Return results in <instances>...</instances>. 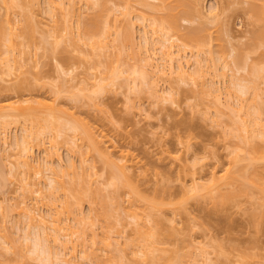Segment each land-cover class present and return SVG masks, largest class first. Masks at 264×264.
Wrapping results in <instances>:
<instances>
[{
  "label": "bare ground",
  "instance_id": "6f19581e",
  "mask_svg": "<svg viewBox=\"0 0 264 264\" xmlns=\"http://www.w3.org/2000/svg\"><path fill=\"white\" fill-rule=\"evenodd\" d=\"M74 1L46 0L45 1L46 5H44V7L42 6L43 9L42 13L49 16V18L51 19V25H45L41 21V19L38 18L37 14L33 11V8L35 6L39 7L38 4L40 3H38V1L0 0V11H2V13L0 12V19H1L0 20V74L12 76L14 75L13 71L16 72L19 71L21 65L18 62H16L17 61L16 58L17 56L25 52L24 51L25 43L23 42L25 38H28L27 44L25 45L28 47L34 41V38L37 34H38L37 36L40 37H43L41 35H46L51 38V42H49L50 44L49 46L50 47L52 46L53 49L54 47H58L59 45H61L62 42L63 44L62 46L66 52L77 53L78 55L77 58L79 63L81 64L83 63L85 65V63L88 62V66L87 64L85 65L87 66L86 70L90 68L93 69V67L97 71L101 70L99 71L100 73L99 77L93 78L92 76V81H91L90 73L88 74L86 73V75L84 76L85 78H83L81 81V85L80 84L78 85L81 86V89H79V91L81 92V94H84V96L82 95L83 98L86 97L85 100L86 101L88 100L87 102L88 103L90 102L91 105H93L95 108H97V106H95L96 104H94L95 102H93L94 100L92 99L93 95L99 93L104 94L105 93L104 91L106 90L108 91L109 90L108 88H110V86H113L115 83L121 82L122 79L123 81L120 83L121 87L125 85L127 86L126 89L131 88V92H136L134 88H136V86L138 87V85L140 84L141 85L144 84L143 90H145L146 94L148 93L150 98L152 97L154 98V101L152 98V101L155 102L153 104H156L158 102L162 103V101L166 102V100L169 101L170 99L169 100L166 99L164 95H162L163 93L162 94L158 93V90L156 89V81L154 80V78L158 80L159 77H162L163 80V77L165 78L167 77V79L169 77L170 79L168 80H171V82L174 85L173 89L178 88L176 86H179L181 84L187 85L186 83H189V85L190 84L192 85V87L190 88L192 89L191 92L193 91L194 95L195 94L197 95L198 93L199 95L198 98H200V101L201 98L203 101H205L203 97L206 98L207 95H209L208 97L211 96L210 97L211 100H208L211 103L208 104L212 105L213 107L212 112H214L211 121H213V124L215 123L217 126L221 127L222 126L221 122L223 120L220 122L221 119L219 118L225 115L229 117V119L232 121V123L230 121V124L235 126L236 132L235 134H233L234 132L230 133L231 131L229 130L226 131L225 129L224 131L222 126L221 127L223 133L222 136L225 139L234 135L229 139H235V138L236 139L234 141L235 143L231 145L230 151L227 152L226 154V157H228L229 159L226 167L221 168L219 170L213 168L212 170L209 171L208 176H206L205 179H202L200 178L201 176L199 177L195 174L196 173L194 169L195 164L192 163L190 164V166L188 164L190 168L187 167V170L184 167L185 165H183L182 166V170H183L182 172H184L183 178H180L181 176L179 175L178 177L176 176V181L178 180V184H179L178 185L179 193L177 195H173V191L170 186V180L169 178L165 177V179L160 178L159 182L163 184L161 189L158 192L157 191L155 192L156 195L145 197L140 192L137 185L135 184L136 180L134 179V176L130 173V168L133 165H135V163L137 162L134 161L133 158L127 152H123L121 150L119 151L116 148V146L113 145L110 137H108L107 134L103 133L102 130L97 131L95 128L93 129V127L91 125H88L87 123L78 126L69 121L66 122L67 120L65 122L60 121L62 120V118L61 117L58 118L59 113L63 112V114L64 113L66 114L67 112L59 107V104L56 103L55 99H54L55 101L53 99L52 101L49 100L46 101V99L43 100L44 98L43 99L41 98L42 100L33 99L32 101V99H27V98L23 99L21 98V96H19V98L15 97L17 99H13L10 102L1 104L2 106H0V122L2 123V126L8 124H14V123L21 125V127L23 126V128H21L22 130L21 133L23 134L15 137L13 141L14 143H12L14 145V150H16L17 153L15 152L16 153L15 155L14 154L11 155L12 159L14 156V160L12 161V163H10L9 161V165H11L12 167L8 166L9 171L6 170L7 173L10 172L12 178L18 176L17 178L20 181L19 184H21L20 188L21 187L22 189L27 188L24 193H29L33 191L32 192L33 194L35 193L38 195L41 188L37 186L39 185V183H41L40 180L43 179H44L42 182L43 187L46 189L45 190L46 192L48 190V193H46L48 194L46 195L48 200H46L47 202L43 204L48 211L50 212L52 211V213L49 214L48 220H46L42 215H40V210L35 204H33L35 203L33 199H32L33 202L30 200L24 201V199L23 200L20 199V202L19 201L18 202L22 203L20 204L23 205L22 208H20L21 207L20 205L16 204L17 207L19 208L16 213L17 214L20 213V216H22V221H23V217L24 219H26L25 221H23L26 223L25 225L26 229H22V231L26 230L25 235L23 234L24 243L26 242L27 245L28 241L32 242L31 245L32 248L28 246L30 248L29 251L31 252L29 254L35 255V256L33 255L34 256L33 258L36 259V262L38 261L36 264L40 262H41L40 264H43V262H46L45 264H62V263L81 264L80 263L82 261L81 259L83 260L89 259L90 263L92 261V264L93 263L100 264L98 263L100 261L97 257L98 255L95 253L96 251L93 248V245L95 243L94 239H96L98 235L97 233H95V229L93 230L92 228L94 224L92 225L91 222L89 223L88 221H86L87 223L85 222V225L84 224L82 225L81 224L82 222L80 221H82L83 219L80 218L81 220L77 223L81 224V226L83 227H79V229L73 230L75 228L72 229L71 226H68L66 223V221H68L67 219L71 218L73 220L74 219L76 220V217L78 218V215L80 213L79 211L81 210L80 208L83 203H86L91 209L92 207H95L97 209L96 210L97 214L95 215L96 216L95 218L106 223L104 224V226L101 227V236L99 235L97 238V241L100 238L99 244L101 245V248H103L102 250L108 251V248L111 247L112 244L114 243L117 244L116 239L112 240L113 237L111 238L110 232H112L111 231L112 228L118 225L117 223H119L118 222L119 220H120L119 224L124 225L125 227H130L131 232L129 234V237L125 239L126 240L125 242H123L122 244L123 247L121 246V248L118 249L119 252H123L121 254H118L119 256L117 257H119V259H117V257H114L115 254L114 253L113 256L110 255L104 261V264H123V262L125 263L126 260H129L130 264H178V263L208 264L209 262L211 263L212 261L214 262L211 264H228L229 261L231 262V263L229 262V264H261L259 261L260 254L258 252V249H255L252 253H249L251 254L250 256H246L245 254H237L232 257L230 253L225 252L222 249V246L218 243V245L214 246L215 256L214 259L211 260L208 257L209 253L205 251L204 248H200L199 243L196 244L191 243L192 240L190 241V244H192L190 246L192 249L196 248L197 251H199L198 253L195 249L194 250L196 252L195 251L192 252V250L190 251L189 249L188 253H186L185 251L186 255L182 254V256H180L179 259L172 258L170 256H165V254L169 251L168 248L165 247L166 240L169 237H171L174 233V228L171 224L172 220L166 219L165 216L166 213H169L172 216L180 215V214L182 215L184 214L187 216L189 214L187 208L189 206V202L196 201L197 203H199L198 201H202V202L207 201L210 204V206H212L215 209H218L228 206L230 204L236 205L237 203L236 199L242 196L247 199L250 198L256 199L253 200L258 202L257 206L259 207L260 205L258 209H262V210H260V213L256 212L258 214H256V217L254 218L255 228L259 227L258 224L262 223L261 220L264 215V143H263L264 129L262 127L264 126L261 123L262 122L261 117H263L261 115H263L262 112H264V110H262L261 107L256 106L259 105V103L255 105L254 102H256V100L260 101V99H262L261 98L262 96L260 95L262 91L264 92V90H262L263 88H260L262 90L260 93L257 85L260 82L257 83L255 81L257 80L261 81L262 79L264 83L263 80L264 75H261V73H259L258 75L262 77L258 76L259 79H255L256 77L253 78V73H255L254 72L255 70H253L252 68L250 69V72H247L250 75V77H248L247 74L246 78H250V80L248 79L249 82L247 84H243L247 82V79H245L246 81L244 82V80L243 81L238 80L239 78L237 77L234 79L231 78L230 81L228 80L230 82L229 84L231 86H234L235 87L234 90L236 89V91L231 92V90L229 89L231 88L230 85L225 86L227 98L224 101H222L221 93L219 89L214 87L212 85V82L208 84V89L207 87L205 88V86H207L205 84L207 83H205L203 80L204 77L206 76V73L208 72L204 71V67L211 68L213 75L220 76L223 79V81L225 79L224 77L226 76L225 71H223L225 69L224 67H222L223 65L220 66L222 68L221 69L219 68L221 70V71L219 70L220 71L219 72L217 70L216 64L214 65L212 64L214 59H212V61L210 59V62L212 64L211 66L208 64L202 65V63L204 64L205 61L201 62L197 60L199 54L203 52L204 49L208 48V50H205V52L208 51L210 53L209 44L211 43H208L210 39L209 40L207 39L209 34L207 36L204 35L205 37L203 36L204 39H202V38L194 37L195 35L193 34H192L193 36H191V34L189 33V37L187 36L188 39L186 38L185 40H183V43L179 45L171 44L173 42L170 41L174 39L172 33H174L177 29L178 21L176 17L179 14L184 15L187 11L189 12V10L191 12L192 11H194L195 13L197 12L196 13L197 15L202 14L199 11V9H197L198 4L196 3L195 0L188 3L187 2L184 3L183 1H181V3L179 2L180 4L175 0L176 3L175 7L170 5L172 3V1L170 0H159V5H158L160 7L159 9L166 11V12L162 11L165 15L163 14V16L157 17L156 19H153L155 17H153L152 20L149 19V23L146 25V27L150 28L149 30L153 37H149L147 35L148 33L146 31L147 28L143 23L140 25V33H141L140 38H141V44H143L141 46H143L144 48L138 46L140 42L139 43L137 42L138 44L135 43L136 46L134 47V49H137V46L138 48L139 47L142 48L141 50L143 51L145 57L144 56H142V58L139 57L140 55V48H139L138 55L137 53L136 55L138 57L137 59L140 60L138 61V63L141 62L140 63L141 66H139L140 64L139 65L137 64V65H130L131 67L127 64H124L126 62L122 61V59L120 60V57H122L121 55L122 51H121V47L120 49L118 48V44L123 43V45L126 44V47H128L126 48L123 46L124 50L125 49L130 50L129 46L131 42H134L132 41L134 37V30H133L134 23L131 22L132 20L131 12L133 6L132 3H130V0H121V2L123 3V7L119 15H121L123 18L122 21L120 20L122 27L118 22L119 20L117 16H115L116 14L111 15V17L113 16V19L111 18L112 23H110V25L108 24V26L106 25L107 22L109 21L108 19L110 17V13H112V11L114 10V7H108V5H106L107 2L105 3L104 1L101 0L99 1L91 0L92 2L89 0L90 1L89 2L86 0L87 1L86 4H88L87 7L90 4L91 6H93V7L89 6L90 10L94 8L95 9L92 10V14H90L91 20H87L88 22H86V20L82 22L81 20L84 17H82L80 9L75 6ZM168 5H170V8ZM254 7H256V5ZM16 11L20 15V18L23 19V23H21L19 27L15 25L14 21L10 17L11 14H14ZM188 12L185 15L189 14ZM252 13H254V11ZM134 16L135 17L133 18H137L143 22L145 21L144 18H146L144 14L141 13L135 14ZM72 20L74 24H72L73 23ZM116 21L119 23L117 25L120 27L116 26L117 23ZM48 27L49 28L51 27V29H49ZM110 27L113 28L112 31L110 30L111 29ZM110 36L111 38H109ZM255 39H259V37ZM205 40L208 41L205 42ZM116 42L119 43L117 44ZM110 43L112 44L113 52L108 54L107 51L109 49L108 47L110 46ZM120 45L121 44H119V46ZM133 46L131 45L132 47L131 49H133ZM186 46L196 50L194 56H192V51L189 52L190 57L191 58L193 57L194 60V63L192 65L189 63V60L187 58L188 55L186 56V52H187ZM134 49L132 52L134 56L130 54L133 57H135ZM158 55H160V57ZM132 56H130L129 58H133ZM157 58L158 60L160 58V61L162 60L163 63L160 62L161 64L158 65V63H156L158 61L154 63L150 62V60ZM235 59L236 58H234L233 60ZM238 60L234 61V62L237 61V63L235 64L233 62L235 68L237 65H239L240 61L238 62ZM217 61H215L214 63H217ZM243 63L244 64L241 66L242 68L246 66V62L243 61ZM17 64H19V66ZM122 65L124 66V68L122 67ZM192 66H194L195 68L189 70V68ZM238 67L239 66H237L236 70L242 69ZM97 68L100 69L98 70ZM58 70L63 75H65L67 72L61 66H58ZM260 70L262 71L261 68ZM251 71L253 72L251 73ZM124 72H126L127 74L124 75ZM68 74L69 73H67V75ZM96 74L97 73H95V75ZM98 74L96 76H98ZM251 77L253 79H251ZM119 78L122 79L119 80ZM69 79L71 81L72 78H68V81ZM250 81L252 85L249 86L248 84L250 83ZM77 83H80V81ZM120 84L118 85L120 86ZM132 89H134V91ZM137 89L140 91L141 87ZM205 89L207 91H205ZM76 90L78 93V87ZM143 90L141 91V93L144 92ZM139 91L137 92V94H140ZM75 94L74 95L71 94V95L75 96ZM81 94H79V96H81ZM246 95H249V97H247ZM241 96H243L244 98H242ZM201 104L204 103L201 101ZM208 104L206 103L205 105H202L203 112H201L200 115H202L204 119H208L211 117L209 116L208 113L209 111H207V109H209L208 107H211ZM70 114L72 115V113ZM66 132L69 133L72 132L73 135L74 133H78L77 137L79 138L80 141L84 142L87 148L86 149L84 147V153L80 152L82 151V149H80V151L78 150L81 153L80 155L78 153V155L80 156L78 157L80 164L81 162L84 163L85 161L84 160L85 158L83 157H85L86 154H89V152L86 150H89L90 153L92 151L96 156L99 157V160L100 159L103 160L102 162L103 164H105L104 171L107 170L106 173L108 172L107 173L108 180H106L107 182L106 185L107 187L110 188V192L106 194V196L108 195L110 199L115 200V197L117 198L118 196L117 195L118 192L122 190L123 193L130 198L128 200L129 203L128 206L126 207V209H123L124 211L122 210L123 213L122 211L121 214L119 213L121 209L119 208L120 206L119 203H116V205L114 204L115 205L114 210H110L113 208L112 202H110L111 204L109 203L110 204L109 206L108 204L105 205L106 200H104L101 197V195H99V197L97 196L98 189L96 190L97 187L94 188V186H92L93 184L91 185L89 181L90 178L87 177L88 178L87 179L85 176L84 178H79L78 174L75 173V171L73 170L74 168L73 164L69 165L71 166L70 168H72V172L68 171L66 177L67 179H64L63 177L65 175L57 172L56 168L54 167V161L52 160L51 158L52 155L49 152L47 154L50 158L48 157V159H44V161H41L42 163L39 162L36 166V171H35V166H34L35 164L32 165L33 164V162H31L32 159L30 160L28 156V154H30L28 151L31 147L29 145L30 144L29 142L36 141L38 146L44 144V141L47 139V143L49 145L48 148L49 147L53 148L55 145H57L55 144V142L57 141L56 139L62 138L61 139L62 142L68 143L67 137H65L66 135H68ZM257 139L259 140L261 139V141H263L261 146L260 144L255 142V140ZM74 141L73 142L69 141L71 142L70 144L72 146L76 143ZM179 142L183 143L181 140ZM184 143H185L184 147L188 150L190 147L189 145L190 138L188 140H185ZM55 150H57V148ZM7 155L5 156L4 161H7L6 159L9 158L11 160L10 154L8 155L9 157ZM82 155L83 157L81 158ZM163 159L170 161L172 164L173 163L175 164L176 162L178 165L181 162L180 160H182L180 159V156L176 154H171L169 152L164 153ZM56 160L58 161V159ZM28 169H30V171L32 169L34 173L32 172L33 173L32 174L31 172L26 171ZM92 169H90L91 173H88V175L86 176H89V174L95 175L94 171H93L94 173H92ZM25 171L26 173L28 172L29 174L27 175V177L28 176L30 177L31 174L34 177L38 176L37 181H35V185L32 179H31L32 182L29 181L30 179L26 180L28 178L24 176ZM1 172L2 171L0 169V173ZM47 173H49L50 175ZM0 175L2 178V174ZM4 175H6V173H4ZM155 175L159 176L158 173H155ZM31 185H33L34 187L37 185L36 186L37 188L35 187L34 190H32L30 188ZM92 187L96 191L92 190L91 189ZM30 189L32 191H29ZM34 200H36L37 203L38 198L36 197L34 198ZM56 201H60L58 210L56 209L55 206ZM115 210L117 214L116 212H114L115 214L113 213V211ZM114 216L115 217L117 216L119 218L121 217L122 220L125 221L127 218V221L123 223L124 221H121V218L118 221H116L118 218L116 217L115 220ZM112 219H113V224L115 223V221L116 223L114 225H111V223H109L110 225H108L107 223ZM258 219L260 220L259 223H258L259 221ZM164 223H166L165 227H163ZM86 224L87 227H85ZM191 227L192 226H190L189 229H191ZM47 229L49 231L51 230L50 234L47 233ZM165 230L168 233H166ZM74 234H77L76 235L77 237L75 236V239L72 240L71 235ZM3 237L5 236L3 235ZM3 237L1 239H3ZM4 240L6 239L4 238ZM111 240L113 242H111ZM3 242H2L1 250H3L4 253L5 252L8 253V251H10L9 250L10 246L9 247L7 246L9 249H7L6 247L7 251H5L6 249L3 245ZM6 243L7 241L5 242V244ZM69 244L70 246H68ZM22 247H23V253L24 252L26 253V250H24V246ZM22 247H21V256L23 255ZM28 247L26 248L27 250ZM77 247H80L79 251L77 250ZM88 249L90 250L88 251ZM110 249L108 253H110ZM77 252L80 254V256L76 255ZM120 255H123L121 258L126 257L127 259H123V261L120 260ZM18 256L20 258V252ZM27 256L29 255L27 254ZM23 258H25V256L21 257V259ZM79 258L80 261H77ZM114 259H117L118 262L115 261Z\"/></svg>",
  "mask_w": 264,
  "mask_h": 264
},
{
  "label": "rangeland",
  "instance_id": "374dc122",
  "mask_svg": "<svg viewBox=\"0 0 264 264\" xmlns=\"http://www.w3.org/2000/svg\"><path fill=\"white\" fill-rule=\"evenodd\" d=\"M36 1H38V3H40L41 5L38 4L39 7L35 6L36 9L34 7L33 11L37 14L38 18H40L45 25H51V19L49 18V16L42 13L43 10L42 6L44 7V5H46L45 4L46 0H36ZM48 1H52V0H48ZM53 1H59V0H53ZM87 1L86 0L74 1L75 6L80 9L82 17H84L81 20L82 22H84L85 20L86 22H88L87 20H91L90 14H92V10L95 9L94 8L90 10V7L93 6L89 4L90 7L89 6L87 7L88 5L86 4ZM101 1H104L105 3L107 2L106 5H108V7H114V10L112 11V13H110V17L108 19L109 21L107 22L106 25L108 26V24L110 25V23H112L113 16L111 17V15L116 14L115 16H117L119 20L118 22L120 23L121 26L120 20L122 21L123 19L122 16L119 15L123 7V3L121 2V0H106V1L101 0ZM170 1H172V3L170 2L171 3L170 5L175 7L176 5L175 0H170ZM181 1H183L184 3L185 2L188 3L194 0H176V2L178 3L179 2L181 3ZM195 1L198 4L197 9H199V11L203 15L202 14H201L202 16L197 15L196 14L197 12L196 13L194 11L191 12L190 10L189 12L187 11L189 13L187 15H185L187 12L184 15L179 14L180 16L178 15L176 17L178 21L177 29L174 32L175 34L172 33L174 39L170 41L173 42L171 44L179 45L183 43V40H185L187 36L189 37V33L191 34V36L195 35L194 37L202 38V39H204L203 38L204 35L207 36L209 34L207 39L208 40L210 39V41L208 40L207 41L208 43H211L209 44L210 53L208 51L205 52V50H208V48L204 49L203 52L199 54L198 58L197 57L196 58L201 62L205 61V63L204 64L202 63V65L208 64L211 66L212 64L213 65L216 64L218 71L222 67L225 68V69L223 68L224 69L223 71H225L226 73V76L224 77L225 78L224 81L220 76L213 75L211 68L208 67L207 68L204 67V71H207L208 73H206V76L204 77L203 80L205 83H207L205 84L207 85L205 86V88L207 87V89H208V84L212 82V85L219 89L221 93L222 101H224L227 98L225 86L230 85L229 81L231 80V78L234 79L237 77L239 78L238 80L241 81L244 80V82L246 81L245 79H247L246 83L242 82L243 84H247L249 82L248 79L250 80V78H246L247 74L248 77H250L249 73L247 72H250V69L252 68L253 70H255L254 71L255 73L257 72L256 74L253 73V78L256 77L255 79H259L258 77L260 76L258 75L259 73H261V75H264V0H195ZM130 3H132L133 6L131 12V16H132L131 22L134 23V29H133L134 37L132 40L134 42H131L129 46L130 50L128 49L124 50L123 46L126 47V44L123 45V43L118 42L119 44H121L119 46V44L116 42L118 44V48L120 49L121 47V51H122L121 55L123 58L120 57V60L122 59V61L126 62L123 63L129 66L137 65V64L139 65L141 63V62L138 63V61L140 60L137 59L138 58L137 55L139 52L138 49L140 48V47L138 48V46L143 45L141 44V38H140L141 35L140 25L143 23L146 27V25L149 23V19L152 20L153 17H155L153 19H156L157 17L163 16L164 14L163 12H166L159 9L160 8L158 6L159 0H130ZM253 4H255L256 7H254L255 5ZM170 5H168L169 8ZM253 11L255 14L252 13ZM0 12L2 13V11ZM140 13L144 14V16L146 17L144 18L145 19L144 22L137 18H133L135 17L134 16L135 14H140ZM10 17L14 21L15 25L18 27L21 25V23H23V19L20 18V15L18 14L17 11L14 14H11ZM118 22L116 23V26L120 27L117 25L119 24ZM72 24H74V22ZM110 28H111L110 30L112 31L113 28L112 27ZM146 28H147L146 31L148 32L147 35L149 37H153L149 30L150 28L148 27ZM49 29H51V27ZM36 36L34 38V41L28 47L25 46L27 44L28 38H25V40H23V42L25 43L24 45L25 52L17 56L16 58L17 60L16 62H18L21 65L19 71L18 72L13 71L14 75L12 76L0 74V106H2L1 104L3 103L10 102L13 99H17L15 97L19 98V96H21V98L23 99L24 98L32 99V101L33 99L39 100L41 98L42 99L44 98L43 100L46 99V101L48 100L52 101V99L53 100L55 99L56 103L59 104V107L67 112L66 114L60 112L61 115L59 113L58 118L59 117L62 118V120L60 121L65 122L67 120L66 122L69 121L78 126L87 123L88 125H91L93 129L95 128L97 131L102 130L103 133L107 134L108 137H110L113 145L116 146V148L119 151L121 150L123 152H127L133 158V160L137 162L135 163V165H133L130 168V173L134 176V179L136 180L135 184L137 185L138 189L145 197L156 195L155 192L156 191L158 192L163 184L160 183L159 180L160 178L165 179V177L169 178L170 180V186L172 188L173 195H177L179 193L178 190L179 184H178V180L176 181V176L178 177L179 175L181 176L180 178H183L184 176V172H182L183 165H185L184 167L187 170V167H189L190 164L192 163L195 164L194 165V169L196 172L195 174L199 177L201 176L200 178L202 179H205L206 176H208L209 171L212 170L213 168L219 170L221 168L226 167L229 160L228 157H226V154L227 152L230 151L231 145L235 143L234 141L236 138L234 137L235 139H229L234 136V135L233 136L229 135L230 137L224 139L222 136L223 133L221 129L223 128L224 131L225 129L226 131L229 130L231 131L230 133L234 132L233 134H235L236 132L235 126L230 124L231 120L226 115L221 116V118H219L221 119L220 122L223 120L222 121L223 124L221 122V125L223 126V127L221 126L222 128L217 126L215 123L214 124L217 127L213 124V121H211L214 113L212 112L213 107L212 105L208 104L210 103L208 100H211L210 98L211 96L208 97L209 95H207L206 98L202 96L205 101H203L201 98V101L204 103L201 104L200 98H198L199 97L198 93L197 95L196 94L194 95L193 91L191 92L192 90L190 89L192 87L191 84H190L191 86L189 85V83H186L187 85L181 84L182 86L181 85L176 86L178 88L181 86L179 89L175 87H174L175 89H173L174 85L171 82V80H168L170 79L169 77L168 79L167 77L166 78L163 77V80L162 77L159 78L156 77L158 78V80L155 78L154 80L156 81V89L158 90V93L160 94L163 93L162 95H164L166 99L168 100L170 99V100L169 101L166 100V102L162 101V103L158 102L159 104L158 103L153 104L155 103L153 102L154 98L151 96L153 98L152 101V98L149 97L148 93L147 94L145 93V90H143L144 84L143 85L140 84L138 85V87L136 86V88H134L136 92H131V88L126 89L127 86L125 85L121 87L120 83L123 81V79L119 78V80L122 79V81L115 83L117 84V85L114 84L115 86L114 85L110 86V88H108L109 89L108 91L107 90L104 91L105 92L104 94H100V93L96 95L92 94L93 95L92 99H94L93 102H95L94 104H96L95 106H97V108H95L93 105H91L90 102H89L90 104L87 102L88 100L87 101L85 100L86 97L83 98L84 94H81V92L79 91V89H81V86L78 85L79 84L81 85V81L83 78H85L84 76L86 75V73L87 74L90 73L91 81H92V76L93 78L99 77L100 76L99 71H101L99 70L100 68H97L99 71L94 69V67L93 69L90 68L86 70L88 66V62L85 63V65L87 64V66H85L83 63L82 64L79 63L77 58L78 57L77 53L66 52L62 46L63 45L62 42L61 45H59L60 44L59 43L58 44L59 46L54 47L53 49L52 46L51 47L49 46L50 45L49 42H51V38L49 36L46 35H41L43 37L40 36L36 37ZM257 37H259V39H255ZM109 38H111V36ZM207 41L205 40V42ZM137 42L140 43L137 46V49H134L136 44H138ZM131 45L132 46L134 45L133 49L135 51V57H133L134 55L132 53L133 49H131L132 48ZM141 47L144 48L143 46ZM186 47H187L186 56L188 55L187 58L189 60V63L192 65L194 63V60L193 57L192 58L190 57L189 52L192 51V56H194L196 50L188 46ZM108 48H109L107 51L108 54L113 52L111 43ZM142 48H140L141 56L139 55V57L141 58L142 56L145 57L143 51L141 50ZM130 54H132L133 56ZM130 56H132L133 58H129ZM158 56L160 57V55ZM233 57L236 58L235 60L240 59L238 60V62L240 61L239 65L236 64L237 66H239L238 68H242L241 66L244 64L243 61L246 62L247 67L245 66L246 68L244 67L241 70L240 69L236 70L237 66L235 68L234 64L237 63V61L234 62L235 60H233L234 59ZM205 58L208 59L206 60ZM210 59L211 61L212 59L218 61L217 63H214L215 61L213 60V63L211 64ZM150 62L151 63L156 62L158 63V65L163 63L162 60L160 61V58L159 60L158 58L152 59L150 60ZM19 64L17 65L19 66ZM249 65H251L252 67ZM58 66H61L63 69L67 71L65 75L60 73V71L58 70ZM139 66H141V64ZM122 67L124 68L123 65ZM192 68L195 67L192 66L189 68V70H191ZM260 68L262 69L263 72L260 70ZM252 72L253 71H251V73ZM67 73L69 74L67 75ZM95 73L97 74L99 73L98 76H96L97 74L95 75ZM126 74L127 73L124 72V75ZM67 77L72 78L73 80L71 79L70 81L69 79L70 81L69 82ZM253 78L251 77V79ZM65 79L67 80V82ZM63 80L65 81V83ZM79 81L80 83H77ZM251 81L248 84L249 86L252 85ZM255 82L257 83L260 82L257 85L261 93V91L264 90V83L262 79L261 81L257 80ZM118 84H120V86ZM72 87H75L76 89L78 87V93L77 90ZM140 87L141 90L139 91L137 88ZM230 87L231 88L229 89L231 90V92L236 91V89L234 90L235 88L234 86L230 85ZM260 88L263 89L261 90ZM125 89L126 91L127 90L128 91L126 92ZM134 89L132 90L134 91ZM142 90L144 92L141 93ZM138 91L140 92V94H137ZM205 91L207 90L205 89ZM262 93L260 95L262 96L261 97L262 99H260L261 102L259 100L258 101L256 100L257 103L254 102V104L256 105L259 103V105L262 106L259 105L256 106L261 107V109L264 110V103H263L264 92L262 91ZM71 94L73 95L75 94V96L76 95L77 96L75 97L72 96ZM79 94H81V96H79ZM170 95L172 96V99L174 98L175 99L172 100ZM246 96L249 97V95ZM241 97L244 98L243 96ZM205 102L209 106H211L208 107L209 109H207V111H209L208 112L209 116H211L208 119H204L202 115H200V113L203 112L202 105H205L206 104ZM68 112L72 113L73 116ZM262 114L263 115L261 116L263 117L261 116L260 117L262 119L261 123L264 126V112H262ZM21 128H23V126L21 127V125L16 123L2 126V123L0 122V169L2 171L0 173L2 174V178L0 175V236L2 237L3 235L5 236L3 237V239H1L2 237H0V246H1L0 253H2L0 254V264H36L38 262V261L36 262V259L33 258L35 256L34 254L32 255L29 254L31 253L29 250L30 248H32L31 246L32 242L28 241L27 245L26 242L24 243L23 236L25 235L26 230L22 231V229H26L25 226L26 223L23 222L26 219H24L23 217V221H22V216H20V213L19 214L16 213L17 210L19 209L17 205L22 204L19 203L20 199L21 200L24 199V201L26 200L32 201L33 199V201L35 202L33 204H35L38 207V209L40 210V215H42L46 220L49 219V214L52 213V211L51 212L48 211L46 207L43 205L44 203L47 202L46 200H48L46 197V195H48L46 194L48 193V190L47 192L45 191L46 189L43 187V183H42L44 179L40 180L41 183L38 182L39 183L38 186L36 185L42 190V191L40 190L38 195L32 193L33 192L32 190H34V188L36 187V186L34 187L33 185L30 186L32 190L31 189L29 190L32 192L24 193L27 188L25 189H22V187L20 188L21 184H19L20 181L17 178L18 176L12 178L10 172L7 173V171H9L8 166L12 167L11 165H9V161L10 163H12V161L14 160V156L12 159L11 155L13 154L15 155L17 153L16 150H14V145L12 143H14L13 141L15 137L23 134L21 133L22 132ZM262 128L264 129V127ZM66 133L68 135H66L65 137H67V142L69 144L66 142L65 143L62 142L61 141L62 138L56 139L57 141L55 142V144L57 145H55L53 148L49 147L50 149L48 148L49 145L47 143L46 138L44 144L38 146L36 141L29 142L30 143L29 145L31 147L28 151L30 153L28 154V156L30 160L32 159L31 160V162H33L32 165L35 164L34 165L35 171H36V166L39 162L44 161V159H48L49 157L47 154L48 152L51 153L52 155L51 158L54 161V167L56 168L57 172L65 175L63 177L64 179H67L66 177L68 171L72 172V168H70L71 166L69 165L73 164L74 165L73 170L75 171V173L78 174L79 178H84V176L86 178L87 177L90 178L89 181L91 185L93 184L92 186H94V188L97 187L96 190L98 189L97 196L99 197V195H101V197L104 200H106L105 205L108 204L109 206L111 204L110 202H112L113 208L110 207L112 208L110 210H114V206L116 205V203H119L120 205L119 208H121L119 213L121 214V211L123 209H126V207L128 206L129 204L128 200L130 198L126 194H124L122 190L118 192L117 198L115 197L116 201L114 199L113 200L110 199L108 195L106 196V194L110 192V188L107 187L106 185L107 183L106 180H108L107 179L108 172L106 173L107 170L104 171L105 164H103L102 162L103 160L102 159L99 160V157L96 156L92 151L90 153L89 150H86L89 152V154H86L88 156L86 155L85 157H83V155L81 156V158L82 157L85 158L84 160L86 162L84 161L85 164L82 162L80 164L78 157H80L79 156L81 154L80 152L84 153V147L86 148V146L84 142L80 141L79 138L77 137L78 133H74L75 136L72 134V132L71 133L66 132ZM72 135L74 136V138ZM187 138L188 139L190 138V144H189L190 147L188 150L184 147L185 146L184 141L188 140ZM180 140L183 143L179 142ZM230 140L233 142H231ZM258 140L259 139L255 140V142L260 144L261 146L263 141H261V139L259 141ZM69 141L76 142L77 144L76 143L74 144L76 147L74 145L72 146L70 144L71 142ZM56 148L57 150H55ZM80 149H82V151H80ZM165 152H169L171 154H176L180 156V159H182L180 160L181 162L179 161L180 164L178 165L175 162V164L173 163L174 164L173 165L170 161L163 159ZM5 154L6 155L10 154L11 160L9 158L6 159L7 161H4L6 156ZM56 159H58L59 162ZM90 169H92V173L95 172V175L89 174V176H86L88 175V173H91ZM26 171L34 173L32 169L31 171L30 169ZM26 171L24 173V176L28 178L26 180L30 179L29 181L31 182L33 180L35 185V181H37L38 176L34 177L32 175L33 173L32 174L30 173L31 176L27 177V175L29 174L28 172L26 173ZM4 173H6V175H4ZM155 173H158L159 176H156ZM91 189L95 190L93 189V187ZM36 197L38 198L37 203L36 200H34V198ZM253 199L252 198L247 199L240 196L236 199L237 202L236 205L230 204L228 206L218 209H215L212 206H210V204L207 201H203V202L198 201L199 203L193 201V202H189V206L187 207L189 214L187 216L184 214L172 216L169 213H166L165 216L166 219L172 220L171 224L174 228V233L171 237H169L166 240L165 247L168 248L169 251L165 254V256H170L172 258L179 259L180 256H182V254H185V251L186 253H188L189 249L190 251L192 250V252H194L195 250L197 251L196 248H194L195 249L194 250L190 246L192 245L190 244V241L194 240L196 242L191 241V243L193 244L199 243L200 246L199 245L198 246L200 248H204L205 251L209 253L208 257L211 260H213L215 256L214 246L218 245L219 243L222 246V249L225 252L230 253L232 257L237 254H245L246 256H250L251 254L249 253H252L255 249H258V252L260 254L259 261L261 264H264V215L262 214L263 215L261 220L262 223L258 224L259 227H256L258 228L256 229L254 224L255 223L254 218L256 217V214H258L256 212L260 213V210L262 209H258L260 205L258 207L257 206L258 202L255 201L256 199L255 200ZM59 204L60 201L55 202V206L57 210L59 209ZM20 206H19L20 208L23 207V205ZM80 209L81 210L79 211L80 213L78 215L79 220L77 217L76 220L78 221L70 218L67 219L68 221H66V223L68 226H71L72 229L75 228L73 230H77L79 229V227H83L81 226V224L85 225L86 221H88L89 223L91 222L92 225L94 224L93 225L94 227L92 226V228L93 230L95 229V233H97L98 235L96 239H94L95 243L93 245V248L95 249L96 251L95 253L98 255L97 257L100 260L98 263L104 264V261L110 255L113 256L114 253H115L114 257H117L119 256L118 254L123 253V252H119L118 249H120L123 242L126 241L125 239L129 237L131 231H130V227H125L124 225L119 224L120 223L119 219L121 217L119 218L116 216L118 218L116 220V217L114 216L116 221L119 220L118 221L119 223H117L118 225L117 226L115 225L116 227L112 228L111 229L112 232H110L111 238L113 237L112 240L116 239L118 245L116 243L112 245L110 244L111 247L108 248V251H105L102 250L103 248H101V245L99 244L100 238L98 241L97 238L99 235L101 236V227L104 226V224L106 223L95 218L96 217L95 215L97 214L96 211L97 209L95 207H92V209L95 210L93 211L86 203H83ZM114 212H116V210L113 211V213ZM80 218L83 219L84 221L83 220L80 221L81 220ZM1 219L4 220L2 221ZM79 221L82 223L78 224L77 222ZM121 221H124L123 223H125L127 221V218L126 221L122 220L121 218ZM259 222L260 220L258 221V223ZM109 223H111V225L115 224V223L113 224V219L109 221L107 224L110 225ZM166 223L163 224V227H165ZM190 226H192L191 229H189ZM85 227H87V224ZM165 232L168 233L166 230ZM47 233L50 234L51 230L49 231L47 229ZM77 234L71 235L72 240L75 239V236ZM4 238L6 240H4ZM112 240L111 242H113ZM6 241L7 243L5 244ZM2 242L5 249L7 246L8 247L10 246L9 247L10 249L7 247V249L10 250L8 251V253L7 252L4 253V251L1 250ZM24 244L27 247L29 246L30 248L28 247L27 250L26 249L27 247ZM22 246H24V250H26V253L24 252L25 255L23 253ZM68 246H70V244ZM21 247L23 254L22 256H21ZM114 247L116 250L114 249ZM7 249L5 251H7ZM109 249H110V253H108ZM77 250L79 251L80 247H77ZM89 250L90 249H88V251ZM19 252H20V258L18 256ZM198 252L199 251H197V253ZM27 254L29 256H27ZM76 255L80 256L78 252ZM23 256H25V258L21 259V257ZM122 256L123 255H120V260L123 261V259H127L126 257L121 258ZM117 259H119V257H117ZM117 259L114 260L117 261ZM81 260H82L80 262L81 264H92V261L90 263L89 259H86L87 261L89 260L88 262L85 259L84 260L81 259ZM77 261H80V258ZM213 262L214 261H212L211 263ZM45 263L46 262H43V264ZM211 263L209 262L208 264ZM123 264H130V261L126 260L125 263L123 262ZM178 264H183V263H178Z\"/></svg>",
  "mask_w": 264,
  "mask_h": 264
}]
</instances>
